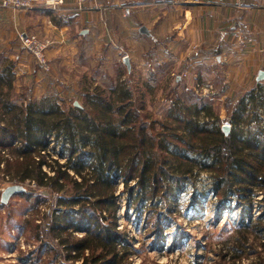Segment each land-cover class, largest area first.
Instances as JSON below:
<instances>
[{
  "label": "trees",
  "instance_id": "obj_1",
  "mask_svg": "<svg viewBox=\"0 0 264 264\" xmlns=\"http://www.w3.org/2000/svg\"><path fill=\"white\" fill-rule=\"evenodd\" d=\"M15 67V61L0 56V165L21 183L31 181L67 195L58 199L64 208L54 216L50 234L70 253L72 263L129 264L131 246L116 217L118 182L142 210L147 198L162 193L173 197L193 177L206 173L204 186L217 196L212 207L218 217L234 207L242 230L253 228L258 239L264 234L262 90L246 93L228 108L231 131L226 135L213 107L192 90L189 104L177 97L166 121L149 124L133 91L120 84L110 95L99 89L94 96L87 93L88 108L66 110L56 100L37 102L26 95L21 103L14 92ZM117 71L123 75L121 65ZM252 123L256 127L248 134L244 125ZM57 150L64 164L50 152ZM197 195L194 188L191 207ZM253 211L258 215L251 218ZM240 259L241 254L233 258Z\"/></svg>",
  "mask_w": 264,
  "mask_h": 264
},
{
  "label": "rangeland",
  "instance_id": "obj_2",
  "mask_svg": "<svg viewBox=\"0 0 264 264\" xmlns=\"http://www.w3.org/2000/svg\"><path fill=\"white\" fill-rule=\"evenodd\" d=\"M0 8L19 12V10L1 6ZM159 15V13L156 14V16ZM20 34H23V38L29 35L28 37H49L54 41L48 35L42 37L36 33ZM165 35V29L161 27L160 36ZM17 38L25 57V60L21 59L18 69L14 70V92L15 96H19L21 103L26 95L37 102L47 99L56 100L66 110H74L76 107L88 108L87 93L91 97L99 89L105 90L110 95L112 87L120 84L133 91L136 107L140 108V105H143L142 113L147 115L149 124L155 119L166 121L165 117L168 116L169 109L177 97H181L184 104H189L190 94L188 93L192 90L196 96L200 97L201 102L213 107L214 115L221 118L223 125H230L228 108L231 110L234 106L236 102L234 96H223L224 93L215 91L214 84L210 82L204 83V85H211L207 94H203L202 90H196L194 87L189 89L181 83L178 84L180 71L175 57L168 58L164 71L156 67L157 63H164L163 60L159 62L163 55L162 51L155 52L152 56L155 70H151L144 57L145 52H140L144 48V43L138 39L130 43L127 41L119 43L115 40V44L109 45L113 47V51H103V48L97 50L99 46L95 44L96 48L86 52L85 58L78 52L73 56V61L68 57L65 59L54 57L55 60L49 57L51 71L44 73L36 65L33 57L22 49L20 35ZM148 38L146 42L149 43V47L153 38ZM170 47V52L174 55V45ZM124 57L130 58V69L123 62ZM17 61L15 60V64H18ZM120 65L123 67V75L119 77L117 68ZM152 71L153 73H150ZM157 72H162V79L157 76ZM216 80L220 85V78ZM243 95L239 93L236 98L240 99ZM75 102H78L79 106L75 105ZM196 102L200 101L196 100ZM244 119H248L247 113ZM262 121L261 125L264 126V119ZM255 127L254 123L250 126L244 125L245 131L254 130ZM156 128L162 131L160 124H157ZM50 152L55 159L59 157L58 150ZM52 159L50 157L49 161ZM58 159L60 163H65L64 159ZM44 169L47 170L46 166ZM195 174L198 173L195 172ZM208 179L209 176L206 173L198 174L173 197L169 195L171 197L168 198L163 193L149 197L144 202L145 208L142 210L136 209L135 204L129 200V194L123 183L118 182L115 192L118 204L116 217L118 229L131 246L128 250L127 263L230 264L232 261H234L232 264L260 263L264 258L262 247L264 234L258 239L253 228L242 230L238 210L234 207L228 211L229 214L225 213L218 217V213L212 207L217 196L205 188ZM16 185H22L24 192L11 194L4 203L3 192ZM131 185L136 187L137 192L140 191L135 184ZM194 188L198 195L191 207L190 201ZM258 195L255 198H258ZM62 196L67 197L62 192L39 188L31 181L21 183L19 178L12 177L5 171V166L0 167V264L81 263L80 261L72 263L68 259L70 253L50 234L54 216L59 215L58 212L64 208L58 201ZM103 214H107V211ZM257 215V211H253L251 218ZM75 235L82 237L84 233ZM119 249L123 251L120 246ZM239 254L242 260H233Z\"/></svg>",
  "mask_w": 264,
  "mask_h": 264
},
{
  "label": "crops",
  "instance_id": "obj_3",
  "mask_svg": "<svg viewBox=\"0 0 264 264\" xmlns=\"http://www.w3.org/2000/svg\"><path fill=\"white\" fill-rule=\"evenodd\" d=\"M142 26L150 35L140 33ZM25 32L53 38L48 56L63 59L78 52L85 58L95 44L97 50L113 51L109 45L116 41L138 39L144 43L140 52H145L151 70L155 52L163 53L159 62L164 63L156 66L161 71L168 58L175 57L177 80L186 88L210 82L215 91L234 99L255 89L264 93V79H257L264 71V0H65L59 10L0 8V56L18 59L15 70L25 58L17 38ZM148 37L153 38L149 47Z\"/></svg>",
  "mask_w": 264,
  "mask_h": 264
},
{
  "label": "built area",
  "instance_id": "obj_4",
  "mask_svg": "<svg viewBox=\"0 0 264 264\" xmlns=\"http://www.w3.org/2000/svg\"><path fill=\"white\" fill-rule=\"evenodd\" d=\"M83 1V0H80ZM65 5V0H0V6L3 8L15 9L19 11H33L41 8L45 10H59ZM20 35V41L22 49L28 55L32 56L36 62V65L44 72L51 71V63L48 56V51L53 48L55 41L49 37H37L32 36L23 38V34ZM211 85H202L197 83L194 87L196 90H202L203 94H207ZM4 166V163L0 167ZM23 187L22 185H19ZM24 188V187H23Z\"/></svg>",
  "mask_w": 264,
  "mask_h": 264
},
{
  "label": "water",
  "instance_id": "obj_5",
  "mask_svg": "<svg viewBox=\"0 0 264 264\" xmlns=\"http://www.w3.org/2000/svg\"><path fill=\"white\" fill-rule=\"evenodd\" d=\"M139 31L142 34L150 35V31L145 26H142L139 29ZM124 62L126 63V65L128 66V68L130 69V61H129V59L127 57L124 59ZM257 79L258 80H263L264 79V71L263 70L259 72ZM75 105L79 106V103L78 102H75ZM222 128H223V131L225 132L226 135H228L230 133V131H231V126L228 125V124L227 125H223ZM24 190L25 189L23 187L19 186V185L18 186L17 185L16 186H11V187L7 188L3 192V194H2V201L4 203H6L7 202V199L9 198V196L11 194L21 193V192H24Z\"/></svg>",
  "mask_w": 264,
  "mask_h": 264
}]
</instances>
